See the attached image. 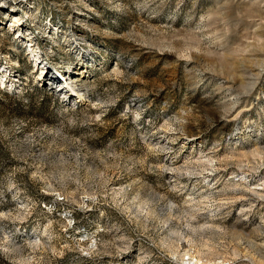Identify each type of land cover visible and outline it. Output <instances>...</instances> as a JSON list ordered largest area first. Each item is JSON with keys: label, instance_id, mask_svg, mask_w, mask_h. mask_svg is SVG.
<instances>
[{"label": "rangeland", "instance_id": "1", "mask_svg": "<svg viewBox=\"0 0 264 264\" xmlns=\"http://www.w3.org/2000/svg\"><path fill=\"white\" fill-rule=\"evenodd\" d=\"M0 264H264V0H0Z\"/></svg>", "mask_w": 264, "mask_h": 264}, {"label": "bare ground", "instance_id": "2", "mask_svg": "<svg viewBox=\"0 0 264 264\" xmlns=\"http://www.w3.org/2000/svg\"><path fill=\"white\" fill-rule=\"evenodd\" d=\"M34 60H35V63L38 62V58H36V55H35V57H34ZM60 88H61V87H60ZM60 88H58V89H60ZM64 88H66L67 93H74L71 89H69V88H67V87H64ZM64 94H65V92H64ZM74 94H76V98H77V99H81V98H82V96H81L80 94H78V93H74ZM65 95H66V94H65Z\"/></svg>", "mask_w": 264, "mask_h": 264}]
</instances>
